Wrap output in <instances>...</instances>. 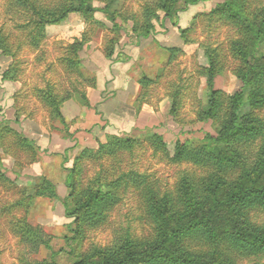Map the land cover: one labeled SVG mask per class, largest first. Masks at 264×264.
<instances>
[{
    "label": "rangeland",
    "instance_id": "1",
    "mask_svg": "<svg viewBox=\"0 0 264 264\" xmlns=\"http://www.w3.org/2000/svg\"><path fill=\"white\" fill-rule=\"evenodd\" d=\"M224 1L205 0L189 7L178 14L175 26L169 21H153L150 36L143 38L131 29L141 25L140 9L148 0H116L107 15L96 12L94 22L71 14L60 24L46 26L44 39L35 49L28 38L30 30L20 28L27 16L11 1L0 0V131L10 129L30 141L34 149L17 147L11 134L0 147V175L7 180L0 181V264H72L94 249L110 248L124 238L135 245L152 238L154 226L143 184L136 188L137 183L128 182L118 203L106 211L103 223L78 224L65 217L61 201L68 195V170L83 150L97 149L107 137L140 141L132 153L119 156L118 175H142L137 181L144 180L157 197H167L177 208L180 190L186 191V185L203 206L202 179L207 183L217 178L230 187L242 175L241 165L220 171L212 165L200 168L172 162L178 147L197 145L205 141V135H218L231 112L233 95L243 89L235 74L244 64L234 58L230 48L237 29L224 20L207 17ZM105 5L104 0L92 2L95 9ZM158 16L162 19L163 14ZM189 28L185 44L180 30ZM83 33L88 40L76 52L78 64L67 70L63 60L71 57V46L81 41ZM169 49L178 50L173 58ZM259 51L264 52V46ZM209 58L217 65L212 87L220 104L212 118L205 115L210 95ZM11 70L12 80H4L3 74ZM142 81L144 87L139 84ZM46 88L62 100L61 118L51 117L39 99L36 91ZM247 94L248 89L245 99ZM66 97L70 99L64 100ZM248 109L245 105L237 115ZM251 112V119L264 121V111ZM148 132L162 145L155 149L143 142ZM260 142L236 148L244 165L250 166L246 159H254ZM79 165L82 190L105 166L91 161ZM43 180L53 186L58 200L37 197L27 205L26 199ZM248 220L256 227L264 226V210H252ZM20 222L40 227L47 246L30 248L15 233ZM182 246L206 261L214 254L220 260L217 264H264V254L245 256L222 241L188 238Z\"/></svg>",
    "mask_w": 264,
    "mask_h": 264
},
{
    "label": "trees",
    "instance_id": "2",
    "mask_svg": "<svg viewBox=\"0 0 264 264\" xmlns=\"http://www.w3.org/2000/svg\"><path fill=\"white\" fill-rule=\"evenodd\" d=\"M21 8L26 23L20 26L23 31L30 30L28 38L33 48H38L44 39L45 27L57 25L76 14L85 22H94V14L103 12L106 15L116 0H104V9L92 7L93 0H9ZM52 1V2H51ZM205 0H148L140 9L141 25L132 27V32L139 37L148 38L153 30V21L162 23L169 21L175 26L179 13ZM10 2V4H11ZM12 5V4H11ZM158 13H162V19ZM112 12L109 13L111 16ZM208 18H218L237 29V39L231 41L230 48L234 58L244 64L242 71L235 74L243 84V89L233 95L231 112L225 126L216 137L205 135V141L197 145L187 143L177 148L172 157L174 163H191L200 168L212 165L215 169L238 167L241 165V176L230 187L220 184V179H212L204 185L203 206L196 202L186 185V191L180 190V208L175 207L167 197H157L151 185H147L142 175H118L117 163L122 152L132 153L139 140L107 137L95 150L85 149L74 159L73 166L68 170L65 187L68 195L61 201L65 217L78 224L98 225L105 221V213L118 203L119 194L128 182L137 183L146 193L147 213L154 226L152 238L144 244L135 245L129 238L116 241L110 248L94 249L92 253L75 260L72 264H217L220 260L212 254L210 259L196 256L183 249L182 243L188 238L204 242L226 243L231 249L245 256L264 254V226L256 227L248 220L249 213L254 209L264 210V121L252 117L251 111H264V0H225L217 5ZM99 25V24H98ZM118 29V26H114ZM190 28L180 30L184 43H188L187 35ZM88 37L81 36L71 46V57L63 60L69 70L78 64L76 52ZM173 58L177 49H169ZM6 54V53H5ZM210 68L208 87L210 89L208 111L206 116L212 118L220 107L218 93L213 90L212 81L216 63L209 58ZM14 71L3 74L4 80H12ZM147 82V81H146ZM149 82V81H148ZM144 87V81L139 82ZM248 94L245 99V90ZM39 99L50 110V116L61 118L59 107L62 100L58 99L53 89L37 90ZM70 99L66 97L64 100ZM63 100V101H64ZM248 105V112L238 116L237 113ZM12 135L17 147L22 146L33 152L32 143L23 136L3 128L0 131V147L7 135ZM260 140L259 151L252 159L248 157L250 166L244 165L239 159L237 147L248 148L256 140ZM207 141V142H206ZM143 142H148L155 149L162 145L160 139L148 132ZM84 161L103 162L105 166L95 175L91 184L84 190L80 188V163ZM6 179L0 175V181ZM7 181V180H6ZM5 181V182H6ZM58 200L53 186L43 180L33 189V195L26 199L30 205L37 198ZM172 202V203H171ZM15 233L32 249L47 246L46 236L40 227H31L20 222Z\"/></svg>",
    "mask_w": 264,
    "mask_h": 264
}]
</instances>
